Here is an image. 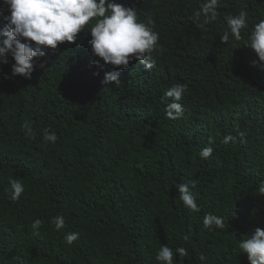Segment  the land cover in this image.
Masks as SVG:
<instances>
[{"label":"trees","instance_id":"obj_1","mask_svg":"<svg viewBox=\"0 0 264 264\" xmlns=\"http://www.w3.org/2000/svg\"><path fill=\"white\" fill-rule=\"evenodd\" d=\"M199 1L144 5L157 8L149 19L165 51L152 70L131 61L118 86L101 85L105 72L119 69L92 63L90 33L33 58L30 79L11 77V56L0 64V264H157L166 243L187 250L176 264H202L201 255L204 264H248L238 240L264 227V71L245 40L264 18V0H220L218 20L203 29L177 19L180 7ZM240 9L249 30L221 44L224 17ZM176 83L188 91L184 118L171 120L161 96ZM45 129L57 134L55 144L43 141ZM237 130L243 143L221 142ZM206 146L213 155L202 160ZM10 177L25 187L18 201L9 198ZM192 182L198 213L183 207L175 187ZM206 213L222 216L223 229H204ZM57 215L65 218L59 231ZM37 218L39 235L31 228ZM68 232L80 233L71 246Z\"/></svg>","mask_w":264,"mask_h":264},{"label":"clouds","instance_id":"obj_2","mask_svg":"<svg viewBox=\"0 0 264 264\" xmlns=\"http://www.w3.org/2000/svg\"><path fill=\"white\" fill-rule=\"evenodd\" d=\"M162 0H129V3H120V0H0V7L6 8L7 14H2L4 26L0 28V64H8L11 56L14 63L11 65V77L21 76L30 79L34 68L33 58L54 54L58 46L65 42L71 44L80 39V34L90 33L88 40L92 63L103 70L110 65L113 70L105 72L100 83L107 89L115 82L121 84L120 76L131 61H139L148 70L157 65V57L165 49L159 43L160 34L155 31L154 21L150 15L157 9L156 6L144 8L145 4ZM220 0H202L192 7H180L175 13L183 14L193 20L198 29H203L210 23L218 20V4ZM149 19V20H148ZM226 30L220 37L221 44H229L244 39L242 32L249 30V14L246 9H240L235 14L224 17ZM94 21V22H93ZM177 22V21H176ZM173 21V24L176 23ZM87 28V31L85 29ZM245 46L257 57L252 64L264 71V18L253 23L248 31ZM156 53L157 55H153ZM44 67V63L38 65ZM99 75V72L94 73ZM8 74L5 79L11 78ZM188 86L176 83L166 89L161 96L165 105L164 116L167 119L179 120L184 118L185 109L180 103L187 93ZM22 128L27 129L25 135H32V127L25 122ZM43 141L55 144L57 134L45 129ZM244 142L245 132L238 131L237 135H225L221 141L227 145ZM214 149L211 146L203 147L199 152L202 160L212 157ZM11 192L9 198L18 201L25 191L24 185L15 178L8 181ZM179 199L185 209L192 213L200 212L196 195L192 191L195 182L175 185ZM259 193L264 195V180L260 182ZM57 231L65 227L63 215H57L51 221ZM42 220L37 218L31 223L35 235H39ZM203 228L213 227L223 229V217L214 213H206ZM80 233L68 232L64 235V242L71 246L79 239ZM188 240V236L184 237ZM240 253L246 254L248 264H264V227L257 226L248 235L247 239L238 240ZM177 256L179 259H177ZM187 256L184 247H177L175 251L168 244H161L156 252L157 264H176ZM202 264L207 257L201 255Z\"/></svg>","mask_w":264,"mask_h":264}]
</instances>
